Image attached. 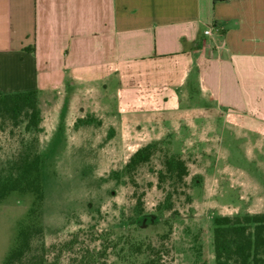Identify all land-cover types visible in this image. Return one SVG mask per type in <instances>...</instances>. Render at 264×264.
<instances>
[{
    "label": "rangeland",
    "instance_id": "obj_1",
    "mask_svg": "<svg viewBox=\"0 0 264 264\" xmlns=\"http://www.w3.org/2000/svg\"><path fill=\"white\" fill-rule=\"evenodd\" d=\"M103 91L35 96V125L23 109H0V180L39 156L41 231L31 251L43 264H135L148 254L135 244L148 243L163 264H215L213 216L264 212V124L242 134L218 117L187 129L175 112L118 116ZM172 157L184 175L165 169ZM30 199L18 190L0 197V260Z\"/></svg>",
    "mask_w": 264,
    "mask_h": 264
},
{
    "label": "crops",
    "instance_id": "obj_2",
    "mask_svg": "<svg viewBox=\"0 0 264 264\" xmlns=\"http://www.w3.org/2000/svg\"><path fill=\"white\" fill-rule=\"evenodd\" d=\"M88 85L118 116L161 110L184 127L218 117L260 132L264 0H0L1 92Z\"/></svg>",
    "mask_w": 264,
    "mask_h": 264
},
{
    "label": "trees",
    "instance_id": "obj_3",
    "mask_svg": "<svg viewBox=\"0 0 264 264\" xmlns=\"http://www.w3.org/2000/svg\"><path fill=\"white\" fill-rule=\"evenodd\" d=\"M0 109L8 111L12 116L17 115L23 109L26 116L25 125H35L38 112L35 106V90L0 91ZM38 164L37 154L30 158H23L17 164L14 175H8L0 180V197L10 190L28 191L31 194L23 217L16 226L13 241L2 255L0 264H43L42 255L39 252L33 253L30 245L31 238L41 231L39 209L42 201V188L37 173ZM164 167L167 171L174 169L177 177L186 173L185 165L179 158H167L164 161ZM263 231L264 212L241 216H213L211 226L213 262L215 264H264V257L259 256L264 244ZM135 245L137 251L148 249V254L135 264H163L148 243L143 246L138 243Z\"/></svg>",
    "mask_w": 264,
    "mask_h": 264
},
{
    "label": "built area",
    "instance_id": "obj_4",
    "mask_svg": "<svg viewBox=\"0 0 264 264\" xmlns=\"http://www.w3.org/2000/svg\"><path fill=\"white\" fill-rule=\"evenodd\" d=\"M202 32H203V33H208V32H209V28H204V29L202 30Z\"/></svg>",
    "mask_w": 264,
    "mask_h": 264
}]
</instances>
